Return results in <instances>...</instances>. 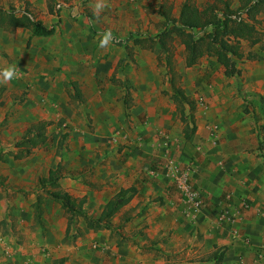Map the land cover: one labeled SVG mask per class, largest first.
Here are the masks:
<instances>
[{"label":"rangeland","instance_id":"374dc122","mask_svg":"<svg viewBox=\"0 0 264 264\" xmlns=\"http://www.w3.org/2000/svg\"><path fill=\"white\" fill-rule=\"evenodd\" d=\"M183 1L0 0V11H14L19 14L21 10H27L45 26H53L55 29L51 36L35 37L26 29L0 27V152L4 158L0 161V264H16L21 260L19 250H24L33 239H38L28 237L34 227L42 229L57 225V219L53 217L52 212H57V204L60 203L48 195V192L56 187L48 184L42 186L39 178H46L48 171L59 165L62 170L57 186L61 191H65L61 187V178L69 173L71 175L72 171L66 169L64 162L69 154L76 152L79 147L80 137L77 134L86 129L94 130L93 117L101 114L99 108L94 106L98 102L94 101H106L104 98L111 99L117 95H120L123 104L126 101L128 108L124 105V117L121 126H118L121 135H116L113 131L112 136L107 138L105 143L102 142L103 145L96 144L108 155L121 151L126 153L130 150V145L136 148L144 139L143 134L137 135L134 140H131L132 135L130 138V134L135 131V127L130 125L134 116L139 117L141 124L146 122L147 115L155 113L157 100H163L166 106H171V111L179 120L171 99V76L184 92L205 83L204 78L210 74L217 78L224 76L223 68L212 58L203 57L196 65L185 67L183 46L180 39L174 36L166 41L168 52L164 53L170 56L171 72L169 67L165 66V55L161 53L155 38L163 29L160 7L168 10L172 18H177ZM209 1L193 0L199 8ZM230 1L231 6L235 8L237 0ZM97 4L101 5L99 12ZM257 21L256 28L260 33L261 45L249 46L247 42H242L245 54L253 52L256 56L264 55V10L257 16ZM109 31L113 39L106 47H101L104 34ZM255 59L256 57L237 60L236 68L241 70L242 64H251ZM78 65L82 66L83 78L89 77L90 73L94 74L93 87L90 88L84 80L83 89L79 87L78 82H74L75 89L69 85L70 82L67 81ZM8 68L15 71L11 80H5L3 77V72ZM238 75L227 78H237ZM145 89L148 90L147 94L143 93ZM197 90L198 87L189 95L195 101V107L197 104L207 106L201 96H195ZM146 95L148 104L145 106L148 110L134 114V107L145 104ZM233 97L235 99L234 95ZM185 108L186 111L188 108ZM36 121L47 123V141L28 155L14 159L13 155L17 152L15 142L22 137L25 129ZM180 125L182 127V124ZM259 126L261 127L257 134L262 140L260 151L264 153V126ZM166 135L165 131L155 132V136L158 139L163 138L164 143L159 152L152 156L150 172L156 177L164 175L178 193L174 176L178 171L187 170L190 183L189 171L195 161L193 157L186 161L177 159L170 149ZM208 144L215 147L217 142L213 140ZM199 145L196 144L195 149ZM69 161L71 164L72 161L76 162V159L71 158ZM92 166L91 163L88 166L89 178L93 173ZM21 170H24V173H21ZM74 175L75 173L72 174ZM71 196L77 199L85 198ZM178 196L182 206L180 213L186 219L194 220L205 207L203 201L199 211L194 213L193 217H188L183 213V202L179 193ZM30 207L33 212L32 219L19 218L20 214H26ZM60 208L62 217L66 220L65 240L75 236L80 225L87 228L82 216L75 213L70 215L61 205ZM85 213L93 220L100 215ZM124 216L119 217L115 225L124 227ZM100 227L109 229V226ZM68 231L71 233L68 234ZM112 236L117 237L116 242H123L118 235ZM43 241L42 239V244L37 247L40 254L48 253ZM125 242L133 245L132 239H125ZM167 247L169 252L161 255L166 264H215L207 258L212 253H223L221 248L208 249L201 235L194 230L188 233L185 241H172L166 246L161 245V248ZM104 248L98 241H92L88 245L91 252L104 251ZM110 257L111 263L108 264H121L115 262V255L111 254Z\"/></svg>","mask_w":264,"mask_h":264},{"label":"crops","instance_id":"0c3cea01","mask_svg":"<svg viewBox=\"0 0 264 264\" xmlns=\"http://www.w3.org/2000/svg\"><path fill=\"white\" fill-rule=\"evenodd\" d=\"M242 65L237 78L223 75L217 78L210 74L204 78L205 83L184 92L192 95L198 87L195 96H201L207 105H196L195 132L187 140L171 106L157 100L155 113H149L146 122L141 124L139 117L134 116L130 124L135 127L131 140L143 134L142 143L136 148L130 145L126 153L108 155L96 144L103 145L113 131L120 134L118 126L124 117V104L120 95L94 101L98 102L94 106L101 114L93 117V132L86 129L77 134L79 147L64 162L66 169L72 172L61 178V187L75 197H85L84 212L96 216L120 190L132 187L134 191L126 195L128 201L109 219L108 230L80 225L78 233L69 240H65L66 220L57 204V212H52L57 225L34 227L28 237L38 239L19 250L21 260L16 264H56L58 260H63L62 264H108L111 254L115 255V262L121 264H166L161 255H165L168 247L161 248V245L185 241L192 230L201 235L208 249H222L220 264H264V153L258 149L262 140L257 134L259 125L264 126V55L256 56L251 64ZM81 67H76L67 82H78L83 89L84 80L93 87L94 74L83 78ZM146 104L148 98L145 104L134 107V114L148 110ZM164 131L177 159L186 161L193 157L195 161L189 171L190 185L199 192L205 207L194 220L180 213L181 202L171 181L150 172L152 156L164 143L155 132ZM213 140L217 145L210 147L208 143ZM71 158L76 162L70 164ZM90 163L94 168L91 178L88 177ZM227 195H230L228 201ZM244 202L247 209L243 208ZM221 211L234 221L219 225L215 217ZM122 215H125V226L115 225ZM32 216L30 207L19 218L31 220ZM112 235H118L123 242H116L117 237ZM42 239L47 246L46 254H40L37 248ZM125 239H132L133 245H128ZM92 241L104 245V251H89Z\"/></svg>","mask_w":264,"mask_h":264},{"label":"trees","instance_id":"16d2710c","mask_svg":"<svg viewBox=\"0 0 264 264\" xmlns=\"http://www.w3.org/2000/svg\"><path fill=\"white\" fill-rule=\"evenodd\" d=\"M230 0H210L205 6L199 8L193 0H184L180 5L177 18H172L169 11L160 7V15L163 18V29L156 35V41L162 54L168 52L166 41L171 37L180 39L183 46V62L185 67L196 65L203 57L214 59L215 63L223 68L226 77L236 76L240 70L236 68L237 60H249L256 57V53L242 50V42H247L249 46L261 45L260 33L256 28L257 16L264 10V0H237L236 7L231 6ZM0 27L22 28L30 31L35 37H48L54 34V27L45 26L41 20L36 19L27 10H21L18 14L13 12L0 11ZM264 44L262 45V47ZM165 55V54H164ZM161 60V58H158ZM171 61L169 54L165 55V66L171 72ZM173 74V71H172ZM171 85V99L175 104L176 112L182 124V134L184 139H189L195 132V101L185 95L184 91L173 80L169 78ZM74 89L73 82L69 83ZM79 95L78 91H76ZM124 105L128 108L126 101ZM187 110L185 111V107ZM186 112V113H185ZM45 121L31 123L23 132L22 137L15 142L14 147L17 152L14 159H20L47 141L45 134ZM258 149L262 150L259 142ZM3 155L0 152V161ZM61 166L50 169L46 178H39L42 186L45 184L56 187L48 192L49 197L60 203L65 212L82 216L87 228H98L100 225L109 226V219L128 201L126 196L133 192L134 188L120 190L112 199L104 205L99 217L93 220L88 217L83 210L85 198H73L65 191H61L57 186V181L61 175ZM213 260L215 264H220L222 253H212L207 260ZM63 260H58L57 264H62Z\"/></svg>","mask_w":264,"mask_h":264},{"label":"built area","instance_id":"2783aa9c","mask_svg":"<svg viewBox=\"0 0 264 264\" xmlns=\"http://www.w3.org/2000/svg\"><path fill=\"white\" fill-rule=\"evenodd\" d=\"M174 183L183 202L184 215L193 217V214L198 212L202 207L203 200L199 192L190 185L187 170L182 172L178 171V174L176 173L174 176ZM225 199L227 201L230 200V195H227ZM243 208H248L245 202L243 203ZM215 220L219 225L230 224L234 221L233 218L227 217L223 211L216 214Z\"/></svg>","mask_w":264,"mask_h":264},{"label":"clouds","instance_id":"9594fccd","mask_svg":"<svg viewBox=\"0 0 264 264\" xmlns=\"http://www.w3.org/2000/svg\"><path fill=\"white\" fill-rule=\"evenodd\" d=\"M97 12H99L101 5L97 4ZM113 39L111 32H106L104 34L103 40L101 41V47H106L109 42ZM15 76V71L13 68H8L3 72V77L5 80H11Z\"/></svg>","mask_w":264,"mask_h":264}]
</instances>
